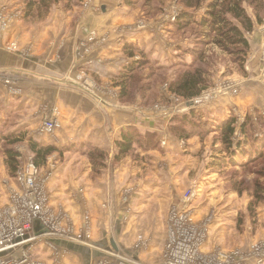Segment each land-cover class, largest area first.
<instances>
[{"label":"crops","instance_id":"obj_1","mask_svg":"<svg viewBox=\"0 0 264 264\" xmlns=\"http://www.w3.org/2000/svg\"><path fill=\"white\" fill-rule=\"evenodd\" d=\"M90 1L88 9L82 5L65 9L67 12L60 3L51 10L50 19L39 24L25 20L19 11L23 0H0V12L7 8L9 21L0 29V124L14 115L19 131L29 132L30 140L62 151L49 158L43 170L47 174L42 176L50 208L66 217L64 226L73 228L79 241L55 240V248L41 242L36 245L41 253L36 260L43 264H99L110 255H119L130 264H147L139 250L151 249L155 239L163 237L159 227V231L157 227L151 229L157 218L146 219L150 206L147 199H153L164 179L156 172H173L172 154L179 151L181 141L169 138L168 144L164 126L170 119L148 121L150 116L142 111L140 103L118 101L114 80L125 63L121 42L132 46L130 41H134L133 47L138 50L139 43L158 57L167 39L162 40L164 29L153 22L148 30L124 35L120 26L134 22L138 16L122 0ZM57 13L64 15L60 24L53 19ZM92 34L96 39L93 43L89 42ZM259 39L260 34H256L254 48ZM51 114L57 116L60 127L53 134L42 133L38 130L42 120ZM131 128L160 135L154 150L137 148L139 164L132 156L116 160L117 143ZM189 143L196 140L187 141L186 146ZM87 148L108 153L104 169L97 171L89 166L85 157L72 163L75 153ZM94 172L101 174L92 175ZM137 172H155V177H147L145 185L137 179ZM132 177L135 183L130 182ZM115 184L122 188H114ZM127 188L136 194H126ZM167 189L171 190V185ZM129 210L124 220L122 211L126 216ZM131 218L132 224L125 226ZM135 238L139 248L127 251L130 248L123 241Z\"/></svg>","mask_w":264,"mask_h":264},{"label":"rangeland","instance_id":"obj_2","mask_svg":"<svg viewBox=\"0 0 264 264\" xmlns=\"http://www.w3.org/2000/svg\"><path fill=\"white\" fill-rule=\"evenodd\" d=\"M122 2L132 11L131 13L138 16L134 22L120 26L122 34L129 33L131 35L148 30L149 24L153 22L160 24L159 27L164 29L165 35L162 40H167L165 52L164 49H161L158 57L154 55L153 57L138 43L139 50L136 49L137 52L132 51L135 56L130 58L129 54L124 51V46L127 44L121 42L125 63L123 69L119 71L118 77L123 76L126 68L135 62L147 60L148 64L143 65L135 72V77L133 76L127 82L129 94L126 92L128 94L126 98H120L122 80L118 78L114 80L115 89H118L116 93L118 101H121L122 104L140 103L142 111L147 112L150 116L147 117L148 121L161 122L163 119H170L169 123L164 126L169 136L168 144H170L169 138L178 139L172 127L182 126L173 123L175 118L189 115L191 110L196 112V118L190 119L191 124L195 125L196 131V135L190 141L195 139L196 143H189L186 146L187 141L181 140V146H178L179 151L176 154L171 153V164H174L173 172H156V176L161 174L164 179L159 183L157 196L155 195L153 199L152 197L147 199L148 203L150 201V206L145 213L146 219L153 221L154 218H157L152 222L151 229L155 230L157 227V231H159L160 228L163 237L155 239L151 246V249L154 247L152 250L144 247L140 248L138 253L141 254V258L147 264H164L165 236L167 237V226L169 230L173 217L172 211L176 208H182V201L186 193L195 189L196 195L190 207L194 210L196 224L199 226L207 225L205 232L207 241L204 242L202 252H210L209 254L231 253L237 262L236 264H255L253 259L256 260V258L253 257V253L261 244H264V155L258 154L255 157V152L252 153L254 150L247 147L250 154L244 161L238 159L242 161L240 163L235 161L225 163L226 167H224L223 163L220 164L219 157L226 158L228 150L219 141L220 132H217L219 130L217 124L218 121L235 116L238 120L236 144L247 140L252 145L253 141L258 140L261 143L262 154H264V14L262 23L256 25L251 34H247L250 50L246 62L241 66L240 63L239 65L237 62L235 63L230 55L222 52L216 46L204 43L205 39L202 37L203 33L200 28L190 26L186 31L178 32L175 30L173 22L180 13L185 11L182 0H122ZM91 3L90 0H85L82 4L83 9H88L92 5ZM116 4L118 3L116 2ZM23 5L19 10L21 13L25 12L24 0ZM60 7L67 12L63 4ZM245 8L248 14L254 18L253 9L247 5ZM1 11L3 12V10ZM198 14L201 15L202 13ZM20 16L23 17L22 14ZM61 16L64 15L59 13L54 15L53 19L56 24L63 22ZM47 17L42 21L32 19V22L38 21L41 24L50 19V15ZM256 34H260L261 39H259L257 47L254 48L252 45ZM95 41V34H92L89 42ZM130 42L132 46H136L134 41ZM83 46L86 47V44ZM195 53H198V58L199 55L203 57L197 63ZM198 70L203 73L204 79L208 83L202 95L191 101H186L175 95L172 91V83L176 77L182 78L186 71L196 73ZM231 99H234V103H231ZM201 100L206 101L201 104L197 103ZM46 110L49 111L48 108ZM46 110L44 111L47 112ZM49 119L58 121L57 116L51 114L45 116L42 122L44 123ZM5 122L0 124V193L2 202L8 204L10 191L18 187L19 172H24L31 165H34L42 174H47L43 170L47 168L49 158L54 154L48 158L44 167H38L30 149V133L21 131L20 133H26V140L13 147L9 146L3 137L16 133L20 127H18L19 124L14 115L5 118ZM43 123L38 129L42 133H44L42 130ZM244 124L248 126L246 135L243 137L240 128ZM59 127L48 134H53ZM139 130L137 128L142 137L149 133L144 130L141 132L145 133H141ZM156 136V139L160 138L159 134ZM156 145L154 143L147 151L154 150ZM8 148L14 149L19 155L20 165L14 177L10 175L7 165ZM137 148L139 147H135L133 151L122 158L132 156V159L139 164L140 155ZM75 154L72 163H77L85 157L88 165L92 166L91 157L98 159L93 148H87L85 151L82 150ZM165 156L168 155L165 154ZM62 158L64 159L65 155ZM105 167L106 165L102 169ZM154 173L137 172V179L146 185L147 177H155ZM98 174L100 175L101 172H94L92 175L98 176ZM156 180H158L157 177ZM170 180L171 190L167 189L170 186ZM130 182L135 183L133 177ZM114 188L122 187L115 184ZM126 191L128 195L136 194V192L131 193L132 190L128 188ZM162 202L165 205L167 203V206L164 207ZM129 213H131L130 210L125 216L122 211L124 220H127L126 217L129 216ZM127 222L125 226L132 222V218ZM136 239L123 241L124 246L130 248L127 251L132 252L135 251V248H139ZM38 248H35L36 250H33L31 255L34 258L36 256L37 259L41 254Z\"/></svg>","mask_w":264,"mask_h":264},{"label":"trees","instance_id":"obj_3","mask_svg":"<svg viewBox=\"0 0 264 264\" xmlns=\"http://www.w3.org/2000/svg\"><path fill=\"white\" fill-rule=\"evenodd\" d=\"M84 1L85 0H24V18L25 20L37 19L42 21L50 14L53 7L60 3H63L66 10H72L81 6ZM182 2L185 11L180 13L175 22H173L175 30L182 32L186 31L190 26H196L200 28L203 33L202 37L205 39L204 43L214 45L222 52L230 55L238 65L239 63L241 65L246 62L250 50L247 34H251L256 25L261 24L263 21V0H182ZM245 5L253 9L255 19L248 14ZM198 13L202 14L200 15ZM124 51L129 54L130 58L135 56L132 51L137 52L133 46L128 44L124 46ZM197 55L198 53H195L196 63L203 58L202 55H199V58ZM146 61L147 60H142L141 62L131 64L126 68V71L123 72V76L121 75L122 77H118L119 80H122L121 83L124 86L121 87L120 98L123 99L128 97L129 90L127 82L143 65L148 64ZM207 84L203 73L199 70L196 71V73L186 71L182 78H179V76L176 77V80L172 83V91H174V94L178 97L186 101H191L202 95ZM126 92H128V94ZM195 116L196 112L191 110L189 115L178 116L173 121V123H178L183 126L172 127L179 141H189L196 135L195 125L191 124L192 121H190V119L196 118ZM237 125L238 120L235 116L229 117L223 121H218L217 127L219 126V130H217V132H220L219 141L228 150L226 158L219 157L220 164L223 163L225 165V163H233L234 161L240 163L242 160L238 159H243L244 161L250 154V150H247V147L254 150L252 153L255 152V157L258 156V154L264 155L261 151V143L258 140L253 141L252 145L249 143L250 141L248 142L247 140H243L236 144ZM247 126V124H244L240 128L243 137L246 135ZM20 132L21 131H17L10 136L3 137V140L12 147L20 144L27 138L26 133ZM156 138V134L148 133L146 136L142 137L136 129H129L123 135V139L117 143L118 154L116 160L129 154L135 147L147 150L150 149L151 145L153 146L154 143L156 144ZM29 144L34 154V162L38 167H44L52 154L62 152L56 147L43 146L33 139L29 140ZM93 149L99 160L91 156L90 160L93 164V168L98 171L106 165L105 161L108 158L106 157L108 153L97 148ZM18 156V153L14 149L8 148L7 165L10 175L13 177L16 176V172L20 165ZM224 167H226V165Z\"/></svg>","mask_w":264,"mask_h":264},{"label":"built area","instance_id":"obj_4","mask_svg":"<svg viewBox=\"0 0 264 264\" xmlns=\"http://www.w3.org/2000/svg\"><path fill=\"white\" fill-rule=\"evenodd\" d=\"M0 14V29L7 25L8 11ZM206 100L198 101L201 104ZM59 127L57 120H46L44 133ZM33 163V162H31ZM18 187L10 191L8 204L2 202L0 193V264H43L33 256L36 245L46 242L51 247L55 240L79 241L73 228H66V217L50 208L42 172L31 165L19 172ZM196 190H190L183 198L182 208L172 211L173 217L168 230L164 264H236L231 253L209 254L202 252L207 238V225L199 226L191 209ZM38 229V230H37ZM255 264H264V244L253 253ZM99 264H130L119 255H110Z\"/></svg>","mask_w":264,"mask_h":264}]
</instances>
